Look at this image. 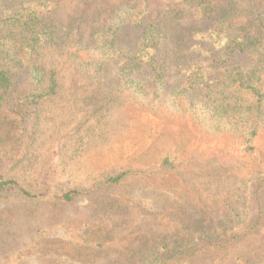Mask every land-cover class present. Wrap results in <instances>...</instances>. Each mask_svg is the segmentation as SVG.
<instances>
[{
    "label": "rangeland",
    "instance_id": "rangeland-1",
    "mask_svg": "<svg viewBox=\"0 0 264 264\" xmlns=\"http://www.w3.org/2000/svg\"><path fill=\"white\" fill-rule=\"evenodd\" d=\"M175 1L150 0L146 20ZM260 4L264 11V0ZM204 30L191 26L195 36L186 44L165 42L160 49L164 95L157 87L141 93L119 77L116 64L91 80L67 63L59 94L31 105L24 140L16 142L10 126L0 125V175L15 182L0 193V264H129L134 260L129 249L136 255L140 246L133 234L150 213L174 207L181 198L190 209L219 211L233 182L263 180L264 211V124L245 144L226 125L228 118L210 119L202 108L185 105L181 92L189 89L192 61L206 64L202 71L215 82L227 85L235 78L264 93V28L249 50L223 53ZM137 35L129 27L121 30L117 44L123 55H133ZM219 114L238 116L234 110ZM164 159L175 164L174 174L147 177ZM120 173L126 180L119 186H98L101 178ZM19 189L36 198L23 197ZM69 191L78 194L60 200ZM240 259L264 264V215L253 232L192 260L240 264Z\"/></svg>",
    "mask_w": 264,
    "mask_h": 264
},
{
    "label": "trees",
    "instance_id": "trees-1",
    "mask_svg": "<svg viewBox=\"0 0 264 264\" xmlns=\"http://www.w3.org/2000/svg\"><path fill=\"white\" fill-rule=\"evenodd\" d=\"M261 1L176 0L147 21L150 0H0V125L10 126L16 142L24 140L31 105L59 94L61 69L67 63L91 80H97L106 65L116 64L119 77L141 93L145 87H157L164 95L166 68L158 54L165 42L186 44L195 36L190 27L204 26L219 52L249 50L264 28ZM124 27L138 32L131 56L123 55L117 44ZM202 67L207 69L203 63L188 64L192 69L185 82L189 89L181 91L185 105L202 108L210 119L228 118L226 125L247 144L264 124V93L259 95L255 86L237 84L235 78L227 85L215 82ZM234 83L236 87L229 89ZM213 85L221 89L213 91ZM230 110L238 116L219 114ZM174 170L175 164L164 159L146 175L163 178ZM125 180L126 173L105 176L98 186L113 188ZM262 181L233 182L232 192L221 197L219 211L190 209L181 198L174 207L150 213L145 227L138 226L133 234L140 246L136 255L134 248L129 249L134 259L129 264H193L192 259L207 250L224 249L253 232L264 215ZM14 183L0 175V193ZM19 191L23 197L36 198ZM76 194L66 192L60 200L69 202ZM240 264L249 263L240 259Z\"/></svg>",
    "mask_w": 264,
    "mask_h": 264
}]
</instances>
